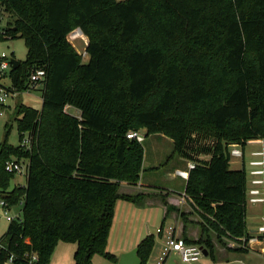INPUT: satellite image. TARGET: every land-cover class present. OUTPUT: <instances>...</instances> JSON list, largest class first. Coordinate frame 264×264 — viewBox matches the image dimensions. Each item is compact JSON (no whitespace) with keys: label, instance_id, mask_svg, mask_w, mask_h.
Listing matches in <instances>:
<instances>
[{"label":"trees","instance_id":"obj_1","mask_svg":"<svg viewBox=\"0 0 264 264\" xmlns=\"http://www.w3.org/2000/svg\"><path fill=\"white\" fill-rule=\"evenodd\" d=\"M4 14L13 21L0 40L27 48L12 84L29 90L38 70L45 79L42 109L16 106L23 144L0 145V202L21 207L0 264H51L60 242L77 245L74 264L117 261L107 250L117 203L146 196L120 192L141 178L143 143L127 138L140 128L170 138L194 164L185 197L203 236L187 244L215 260L210 232L249 235L247 172L231 168L230 150L264 140V0H0ZM77 29L87 62L68 40ZM12 156L29 162L26 185L10 190ZM154 243V235L139 243L141 264Z\"/></svg>","mask_w":264,"mask_h":264},{"label":"rangeland","instance_id":"obj_2","mask_svg":"<svg viewBox=\"0 0 264 264\" xmlns=\"http://www.w3.org/2000/svg\"><path fill=\"white\" fill-rule=\"evenodd\" d=\"M13 21L12 18H10L9 15L4 14L2 17H0V31L5 30L8 26V23ZM87 40L85 39V36L83 34L82 38H79L77 40H74L72 42V45L74 48L83 55L84 61H88L86 48L87 45L85 43ZM79 44V45H78ZM5 54L8 56V60H16L19 62H23L26 60L27 56V48L25 45V42L21 38H16L14 40H0V55ZM11 69L7 70L5 73V77L1 79V85L6 88V90L11 91L14 96H10L6 100L5 107L0 105V145L6 140L7 144L12 145L14 147H19L23 144V142L20 140V134L18 132L17 123L15 121L16 118V106L19 104H24L29 107H33L35 109H42L43 105V84H39L36 89L29 88L27 91H22L21 89H17L12 82H11ZM72 113H77L76 109H71ZM132 131H139L145 135V141L143 142L144 149L147 153V158H149L146 161V165L150 164L151 161L158 160L159 158L163 157V164L161 166V172L159 174H156V178L161 180L163 179L162 176L167 177L166 171L173 168V162L177 159H180V156L174 151L169 149V146L167 143L163 142L160 144V146H157V141H163L164 139L160 138L158 135H151L146 136V130L145 129H138V130H132ZM170 139V138H169ZM26 140V137H25ZM166 141V140H164ZM25 144V142H24ZM28 146V144H26ZM26 146V147H27ZM23 148V147H22ZM174 149V148H173ZM261 149L260 144H248L245 147V153H246V165L248 167V162L251 158V152L257 151ZM175 155V156H174ZM10 161H18L22 162L23 165V172L22 173H16L15 177L12 179L10 184V190H12L15 186H24L27 183V170L26 165L28 164L29 160L26 158H17L16 156H12L7 162ZM171 163V164H170ZM170 164V165H169ZM145 166V167H147ZM231 167L233 169H241L242 165L240 160L238 159H232L231 160ZM149 168H146V175L150 174L151 172L148 170ZM178 171H184V170H178ZM172 172V171H169ZM159 176H161L159 178ZM177 182L182 183L181 180H178ZM124 183V184H122ZM121 186L123 185V188L121 189V193H134L137 192L136 189H133L132 185H129L125 182H122ZM165 181L161 180L158 182V184H164ZM178 191L182 192L183 187L178 186ZM122 204H127L123 201H118ZM121 205V204H120ZM9 210H11L8 215L10 216H16L17 214H21V207L14 206L12 208L8 207ZM119 213L123 212V209L120 210ZM121 211V212H120ZM162 211V210H160ZM159 211V212H160ZM157 208L156 207H146L145 211L140 214L137 218H132V224L134 227H144L145 230H153L155 232V228L160 224L161 222V214L158 215ZM194 213L185 214V217L183 218L184 224L190 228H196L200 230V236L202 235V229L200 227L201 219L198 220L199 222L196 223V216L193 215ZM191 215V220L188 219V216ZM119 217V216H118ZM193 222V223H191ZM264 224V205L262 204H248L247 205V225L249 231H251V228H258L259 226ZM9 226V222L6 220V214L5 212L0 209V239L3 238L4 234L6 233ZM113 226V225H112ZM121 220H117L115 223V231L117 234V231L121 230ZM160 227V226H159ZM186 237L189 238V236L186 234ZM209 237L213 241L215 245V251L218 250L216 253V259L214 260L210 256L203 255L201 260H207L210 262V264H264V254H260L262 252L259 251V247L256 249V251L252 250H245L243 249V240L244 237H221L220 239H217V236L215 233L210 232ZM204 238H206V234L204 235ZM202 246V245H200ZM234 249V250H228V249ZM221 249V251H220ZM259 253H258V252ZM95 262L92 264H108V260L106 258L96 255L94 257ZM200 260V261H201ZM100 261V262H99ZM156 261L153 257L150 259V264H155ZM63 264H66L63 262Z\"/></svg>","mask_w":264,"mask_h":264},{"label":"crops","instance_id":"obj_3","mask_svg":"<svg viewBox=\"0 0 264 264\" xmlns=\"http://www.w3.org/2000/svg\"><path fill=\"white\" fill-rule=\"evenodd\" d=\"M85 39L87 40L85 45H87L88 38L85 37ZM71 109L73 108H70V107L67 108V110L70 113H72ZM76 112L77 113H74V114L72 113V114L77 117H80L81 116L80 111L76 110ZM155 135H158L160 138L166 140V141L164 140L157 141V146L158 145L160 146L161 143L165 142L169 146V149L171 150V152L173 150L175 153V150L173 149L174 144L171 139L161 134H155ZM147 153L148 152H146L145 150L144 160H143V170L141 173L140 181L135 186L132 187L133 189H136L137 192L124 193V194H131V195L143 194L146 196L139 203H133V202H127V201H123V202L128 203L129 205L122 204L119 202L117 203L113 226L111 228L108 246H107V250L116 256L117 261L113 262V261L108 260V264H119L120 257L122 255L127 254L134 249H138L137 247L139 243L149 235H154L155 237V243H154L151 257H153L154 260L156 261L155 264H158L160 254L162 252L163 245L166 240V237L168 236L170 228H173L175 231V234L182 239L184 237L188 238L186 237V234L189 236L188 238L189 240L197 241L199 239L200 230L193 228V227L190 228L186 226L184 224L183 218L181 217L182 214L194 213L193 215L197 217L195 222L198 223L199 222L198 220H200L199 215L193 210L192 206L189 204L187 198L185 197V188H186L187 180L177 175L178 170H187L188 165L193 162L185 160L181 157L180 159H177L176 161H174L172 164L173 168L166 171L168 178H166L165 176H162L163 179L161 180H164L165 183L161 185V184H158V182L161 180L156 178V174H159L162 170L161 166L163 164V157L159 158L158 160L151 161L150 164H148L147 166L146 161L149 159L147 158ZM203 158L205 160L209 159L208 157H203ZM145 166H147L149 168L148 170L151 172L148 175H146L147 167ZM169 171H172V172H169ZM160 177L161 176H159V178ZM178 180H181L182 183L177 182ZM178 186L183 187L182 192L177 190ZM122 188H123V185L121 186V189ZM121 189H120V192H121ZM162 195L166 197L167 203L169 205V209L167 205H165V203L163 202ZM146 207H149V208L156 207L157 212L162 210L158 213V215L161 214V222L155 228L156 230L155 232L149 229L145 230L144 227H134V225L132 224L131 219L139 217L140 214L145 211ZM119 208H121L120 210L123 209V212L121 213V215L119 213ZM118 219L121 220L122 226H121V230L117 231V234H116L115 223L117 222ZM188 219L191 220V215L188 216ZM161 226H163L162 230H161ZM255 229L256 228H251V231ZM160 230L161 232L159 233ZM76 249H77L76 244L60 242L57 245V248L53 254L51 264H63V262H65L66 264H74V254H75ZM228 250H234V249L229 248ZM217 252L218 250L216 251V253ZM205 256H209V255L207 254ZM150 259H149L148 264H150ZM93 262H95L94 258H93ZM164 264H189V263L183 262L178 253L172 252ZM194 264H210V262H208L205 259V260H201L198 263H194Z\"/></svg>","mask_w":264,"mask_h":264},{"label":"built area","instance_id":"obj_4","mask_svg":"<svg viewBox=\"0 0 264 264\" xmlns=\"http://www.w3.org/2000/svg\"><path fill=\"white\" fill-rule=\"evenodd\" d=\"M83 34L79 29L72 31L68 40L72 43L74 40L82 38ZM12 68L11 60H8V56L5 54L0 55V105L5 107L6 100L11 95L14 94L11 91L6 90L5 87L1 85V79L5 77V73L7 70ZM45 79V71L38 70L32 74L30 77L29 86L33 89L39 84H42ZM128 139H135L139 143H143L145 141V135L139 131H130L127 134ZM256 141V142H255ZM248 143H256L261 145V149L257 151L251 152V158L248 162V167L246 165V153L245 148L240 145H232L230 150V156L232 159L240 160L242 167L246 169L247 172V205L252 204H262L264 205V140H252ZM28 144L27 138L25 140V145ZM27 146V145H26ZM26 165V170H27ZM194 168V164L190 163L188 165V169L184 171H177V175L188 179L190 171ZM5 169L9 173H22L23 165L22 162L18 161H10L7 162ZM0 209H2L6 214V220L11 223L13 221H18L21 218V214H17L16 216H10L8 213L11 211L8 209L7 204L4 201L0 202ZM21 212V211H20ZM161 230L159 231V233ZM259 247V251L264 254V224L259 226L257 229L249 231V235L245 237L243 240V249L256 251ZM5 250L4 243L2 239H0V255L2 251ZM178 253L183 262L194 264L198 263L202 256L204 255V248L200 245L195 244H187L184 239L178 237L175 234L173 228H170L168 236L163 245L162 252L160 254L158 264H164L172 253ZM258 252V251H257ZM26 257L29 259L30 263H34L38 260V255L36 253L27 254ZM10 259L6 264L11 263Z\"/></svg>","mask_w":264,"mask_h":264},{"label":"water","instance_id":"obj_5","mask_svg":"<svg viewBox=\"0 0 264 264\" xmlns=\"http://www.w3.org/2000/svg\"><path fill=\"white\" fill-rule=\"evenodd\" d=\"M80 32L83 34L82 30H80ZM11 63L13 69H16L20 65V62L16 60H11ZM204 255H207L206 250H204ZM119 264H141L140 258L138 256V249H134L131 252L122 255L120 257Z\"/></svg>","mask_w":264,"mask_h":264},{"label":"bare ground","instance_id":"obj_6","mask_svg":"<svg viewBox=\"0 0 264 264\" xmlns=\"http://www.w3.org/2000/svg\"><path fill=\"white\" fill-rule=\"evenodd\" d=\"M79 45V44H78Z\"/></svg>","mask_w":264,"mask_h":264}]
</instances>
